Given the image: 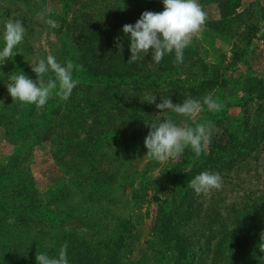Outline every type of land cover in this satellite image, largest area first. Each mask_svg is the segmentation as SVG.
<instances>
[{"label": "rangeland", "instance_id": "obj_1", "mask_svg": "<svg viewBox=\"0 0 264 264\" xmlns=\"http://www.w3.org/2000/svg\"><path fill=\"white\" fill-rule=\"evenodd\" d=\"M199 3L207 20L177 64L174 52L156 63L151 50L128 62L130 34L123 25L135 24L146 10L163 11L162 0H0V50L7 21L20 18L25 28L17 53L0 60V118L8 113L27 126L20 132L18 125L0 123V163L9 179L29 180L44 203L54 194L50 205L58 210L44 226L11 223L0 230V264H33L37 253L52 257L50 250L65 242L76 247L67 255L69 264H264V0ZM47 19L59 27L51 28ZM49 54L74 65L79 84L69 99L53 94L42 108L13 101L8 77L23 72L35 81L30 62ZM125 63L128 71L145 68L156 77L142 86L132 84L133 76L119 82ZM146 94L156 96L155 103L144 101ZM207 95L224 107L210 111L203 105L194 120L208 124L209 136H221L224 148L198 158L190 147L165 162L149 158V125L171 118L195 126L156 104L163 98L202 102ZM218 122L235 134L223 135ZM256 130L263 133L249 155L219 172L222 188L195 193L188 182L215 172L211 161L243 148ZM35 132L40 139L47 132L46 139L10 140ZM20 153L27 154L25 162L13 166ZM91 185H112L110 196L124 201L97 206L87 199ZM99 206L108 213L91 212Z\"/></svg>", "mask_w": 264, "mask_h": 264}, {"label": "clouds", "instance_id": "obj_2", "mask_svg": "<svg viewBox=\"0 0 264 264\" xmlns=\"http://www.w3.org/2000/svg\"><path fill=\"white\" fill-rule=\"evenodd\" d=\"M162 2L163 11L146 10L142 12L135 24L123 25L124 34H130L129 63L141 60L149 50L156 63H159L165 54L172 52L175 53V63H183L184 49L191 44L192 38L207 20V14L199 0H162ZM48 11L46 8L40 15L44 16ZM46 23L51 28L59 27V22L53 19H47ZM24 36L25 28L20 18L7 21L4 25V47L0 50V60L12 58L17 53L13 50L22 43ZM117 40L119 41V38ZM30 63L37 77L35 81L23 72L8 77L7 89L13 101L35 104L37 108H42L53 94L66 101L79 84L78 80L73 79L74 65L71 61L62 65L49 54L46 59L41 58ZM49 72L53 73V76L45 79ZM155 100L156 96L145 95L144 101L155 103ZM203 105H207L210 111H219L224 107L222 102L211 95L205 96L202 102L187 98L183 100V103H174L170 98H163L162 103L156 104V108L161 112L169 110L193 119L195 126H181L171 118L152 123L144 139L146 155L158 162H165L178 158L186 148L190 147L195 156L200 157L210 143L208 124L197 123L194 120L195 116L203 110ZM188 183L195 193L207 195L214 189L222 188V177L218 172L203 171ZM8 223H14V218H8ZM67 247L66 242L61 245L58 257L37 253L35 257L37 264H69ZM261 249L264 250V247Z\"/></svg>", "mask_w": 264, "mask_h": 264}, {"label": "trees", "instance_id": "obj_3", "mask_svg": "<svg viewBox=\"0 0 264 264\" xmlns=\"http://www.w3.org/2000/svg\"><path fill=\"white\" fill-rule=\"evenodd\" d=\"M162 63V60L160 61ZM129 64H124L123 73L119 76V82H125L126 79L131 78V76L134 77L132 84H136L137 86L142 85H149L150 81L154 76L152 73L145 72L144 69L138 68V70L135 71H128ZM165 68L164 66L162 69ZM166 69V68H165ZM153 76V77H152ZM54 107L51 108V111ZM212 113V112H210ZM5 128H14V126H17L20 132H25V128L27 126L25 124H21L20 122H14L9 117L8 113H4L2 117L0 118V123ZM262 125V124H260ZM217 126L219 128L222 127L223 135L226 137H232L235 133L227 126H223L220 124V122L217 123ZM263 132H258L256 130L253 132L252 136L247 139L246 143L242 145L243 148L239 147L236 148L234 151L230 152L229 154L226 153L225 159H220L214 163V161H211L210 168L211 170L215 172H220L222 170H230L234 165H236L237 162L243 160L246 158V156L249 155L250 151L255 148V145L258 142V139L260 138L261 134ZM47 132L42 134L44 138H39L38 132H35L34 134L27 133L25 137H22L20 140H14L11 138L10 140L15 141V143L22 144L24 143L25 138L35 139L36 142L42 141L46 139ZM24 138V139H23ZM9 140V141H10ZM232 141V139L230 140ZM228 140V142H230ZM224 139L221 136L213 135L210 136V143L207 145L206 150L209 152H212L216 148L223 149L224 148ZM27 157V154L23 155L20 153L19 155L12 157L15 159L13 162V166L17 165L20 166L23 162H25V159ZM183 161H186V158H184ZM5 164L0 163V230H4L7 226H9L11 223H8V218H14V223L21 224L22 226H30L33 223H42V226L46 225L48 218L50 215H53V217H56V213L58 212L56 203L52 206V199L54 201L55 195H51L49 197L50 199L44 203V201L37 197L36 191L33 188L32 184L29 180L25 178H20V181L15 182L14 180L9 179L8 172L5 170ZM102 173H96L94 175L87 174V179H95V176H99ZM91 186L87 187V193L85 190H81V193L83 195H87V199H89L91 202H93L95 205H103V202H109L113 201L112 204L123 202L124 199H117V196H110L113 191L112 185L109 186L112 188V191H110V188L100 190L98 186H93L90 189ZM89 188V189H88ZM123 192V190H122ZM121 195V194H120ZM22 200V202H20ZM99 206V207H100ZM21 209V210H19ZM101 210L97 209L94 211H91L92 213H104L105 211L100 207ZM99 210V211H98ZM105 213H108L105 212ZM10 214V215H8ZM6 230V229H5ZM104 246V245H103ZM75 249L76 247H68L67 248V255L72 251L71 249ZM53 250H50L52 252V257H57L59 254L60 248H52ZM6 254V253H5ZM264 254V253H263ZM18 259L21 258V253L18 252ZM68 261L70 258L67 256ZM33 264H37L36 261H31ZM28 264V263H27Z\"/></svg>", "mask_w": 264, "mask_h": 264}]
</instances>
